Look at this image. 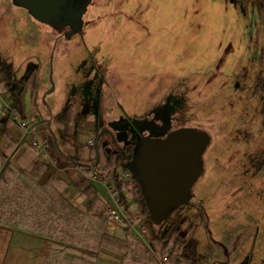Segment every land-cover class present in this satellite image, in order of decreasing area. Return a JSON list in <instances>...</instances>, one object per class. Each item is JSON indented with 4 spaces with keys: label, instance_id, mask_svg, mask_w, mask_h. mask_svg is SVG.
<instances>
[{
    "label": "rangeland",
    "instance_id": "rangeland-1",
    "mask_svg": "<svg viewBox=\"0 0 264 264\" xmlns=\"http://www.w3.org/2000/svg\"><path fill=\"white\" fill-rule=\"evenodd\" d=\"M68 29L0 0V63H13L20 79L28 68L46 72L37 69V88L25 94L27 107L34 103L31 112L11 116L20 131L10 128L14 140L26 136L20 119L34 122L48 156L32 141L29 147L53 159L48 139L55 130L37 121L49 117L50 103L63 104L70 86L87 79L94 128H109L120 148L127 139L138 142L129 128L115 125L123 118L154 123L152 133L166 124L206 130L212 142L193 199L197 193L205 206L207 230L219 244L216 258L264 264V158L253 161L264 151V127L252 95L264 68V0H92L83 30L69 38ZM9 101L0 84V104ZM35 102L39 118L32 113ZM91 135L96 138L88 134V140ZM111 142L110 134L103 136V143ZM93 148L86 147L91 155ZM137 202L126 205L135 209ZM28 243L18 224L0 223V264H20Z\"/></svg>",
    "mask_w": 264,
    "mask_h": 264
},
{
    "label": "trees",
    "instance_id": "trees-1",
    "mask_svg": "<svg viewBox=\"0 0 264 264\" xmlns=\"http://www.w3.org/2000/svg\"><path fill=\"white\" fill-rule=\"evenodd\" d=\"M0 76H3L0 84L10 97V107L19 113L21 117H26L25 94L28 88H37L38 70H31L29 77L17 82L12 63H0ZM253 82L252 95L257 97L260 102L261 109L259 114L263 128L264 68L257 73ZM77 115V101L74 96L69 99L66 109L58 115V120L65 125V133L62 136H54L52 134L48 139L50 152L53 155L50 154L53 157V163H48L47 158L37 157L36 151L28 145L29 141H31L30 135L23 136L19 147L10 145L9 140L14 139L10 128L14 127L17 130L19 128L11 117L3 124L4 127L0 130V223H8V225L16 223L24 226L30 232L43 231L50 237L58 233V231L61 236L64 233L66 234L67 230H70L69 227L61 226V229L57 230L53 224V219L63 218V213H59L56 217V214L53 215L50 211L53 204L57 203L58 200L62 208H74L63 194L60 197L57 195L66 184V181L59 176L60 170L67 171L73 178L72 182L82 191V207H75L74 214L68 216V213H66L65 216L74 218L72 216L75 215V219L81 221H83L84 216L88 219V211L93 200L99 195V190L81 170H69L77 162L69 151H73L78 145L75 143L74 138L67 133V129L70 122L76 120ZM110 132L111 130L109 129L108 133L104 135ZM104 135H101L97 142V157L92 163H88V167L99 166L104 171H107L109 173V182L121 192L124 186L120 181V175L127 170L123 165L133 159L136 143L128 141L120 148L112 141L110 146H108V144L103 143ZM20 148L23 149L20 151ZM263 158L264 151L255 155L253 161L256 162ZM119 165L121 168H119ZM135 180L138 186L135 196L140 205L132 214L144 218L152 236L150 245L160 258L165 259L164 264H207V260L210 261L209 264H213L217 260L216 246L219 244L214 238L210 237L211 234L207 230L205 206L200 205V202L195 200L198 194H195V198L192 199L190 204L179 207L168 220L158 223L151 218L149 208L145 203L144 194L139 188L136 178ZM123 199L126 204L125 195H123ZM126 208L129 209L127 205ZM92 216L93 222H96L93 225V230L99 227V221L110 218L107 214L100 212L93 213ZM80 229L81 227L77 228L78 233ZM100 230H94L93 239L99 242L101 237L100 246L115 250L119 234L108 235L103 229L100 228ZM118 230L122 233L123 237H121L122 240H125V243H127L128 238L135 237L129 229L121 224L118 225ZM177 245L181 247L179 252L174 250Z\"/></svg>",
    "mask_w": 264,
    "mask_h": 264
},
{
    "label": "crops",
    "instance_id": "crops-1",
    "mask_svg": "<svg viewBox=\"0 0 264 264\" xmlns=\"http://www.w3.org/2000/svg\"><path fill=\"white\" fill-rule=\"evenodd\" d=\"M12 65L15 72V80L17 82H21L22 80L26 79L28 72L33 69L40 70L42 76L46 75V72L43 70V68L41 69L39 67H33L28 68V71L24 74L23 78L20 79L16 77L17 71L13 63ZM81 69H83V67H81ZM2 79L3 76H0V82L2 81ZM74 96L78 99V115L74 123H72L70 126L69 135L74 138L75 143H77L78 146L73 150L72 153L70 151L69 152L74 158H76L77 162L74 163L69 168V170H81L87 176L89 181L99 190V195L93 200V203L88 211V219L86 218V216H84L83 221L76 220L75 215L72 216L74 218H67L65 216L66 213H68V216H71L72 214H74L75 207H82V191L72 182L73 178H71L70 174L67 171L60 170L59 176L66 181V184L63 188L60 189V193L58 192L57 195L58 197H60L61 194H63L68 202L74 206V208H62V205L59 204L58 200L57 203L53 204L50 211L53 215L56 214V217L59 215V213H63V218L53 219V224L55 225V228H57V230L61 229V226H67L70 228V230H67L66 234L64 233L63 236H61L58 231V233L50 237L43 231L30 232L24 226L19 225L20 232L27 236V240L29 239L28 247H24L22 249V253L20 254V264H164L165 259L160 258L156 251L150 245V239L152 238L150 232L145 238H141L136 235L135 232L132 231L124 222L115 221L112 218H109L99 221V227H97V229H94L100 230L101 228L108 235L119 234V240H117L118 243L115 244V250H109L105 247L103 248L102 246H100L99 244L102 241L101 237L99 242L93 239V225H95L96 222H93L94 219L92 215L93 213L98 212L106 214V203L110 200L111 196L105 183L98 180H93L91 178L90 174L94 166L88 167V163H92L97 157L96 145L98 142L97 136L96 138H94L91 135L88 140V134H98V130L96 131V128H94L93 125L95 123L94 119L91 117V113H88V79L85 80L84 86H70V94L68 97H66L61 106H59L55 101L50 103L48 106L51 114L49 115V117L40 118L37 123H42L40 124V126L44 127V129L46 130H55L54 132H52L54 136H62L63 132L65 131V126L61 121L58 120V115L68 106L70 97L72 98ZM5 106H8L10 109H12L10 107V104H0L1 128L4 126L3 124L6 123L8 116L11 117L9 113L3 110L4 108L2 109V107ZM32 106H34V103H32V101H30L28 107L26 105V111L28 112V114L29 112H31ZM12 111L15 110L12 109ZM34 111L32 113H34L37 118H39V115L42 116L40 106L36 102ZM94 141L96 142L95 144ZM10 142L13 147H19L21 145V139H10ZM88 145H92L94 147L93 155H91V152L86 149ZM64 147L66 148V146ZM22 149L23 148H20L19 150L21 151ZM47 161L48 163L54 162V160L51 158H48ZM137 189L138 186L136 184L127 192L124 188L123 191L120 192V194L122 197L123 195L126 196V201H137V198L135 197V192L137 191ZM137 203L138 204L135 209H131L129 207L128 210L131 213L135 212V210L139 207L140 202L138 201ZM119 224L129 229L135 235V237L128 238L127 243H125V240H122V233H120V231L118 230ZM79 227H81V229L78 233L77 228ZM12 228H17V226L13 225ZM54 236L56 237L54 238ZM209 262L210 261L208 260L206 261L207 264H209ZM228 263V260H220L217 258V260L213 264Z\"/></svg>",
    "mask_w": 264,
    "mask_h": 264
},
{
    "label": "water",
    "instance_id": "water-1",
    "mask_svg": "<svg viewBox=\"0 0 264 264\" xmlns=\"http://www.w3.org/2000/svg\"><path fill=\"white\" fill-rule=\"evenodd\" d=\"M38 21L69 27V38L81 32L92 0H13ZM103 129L97 134L99 141ZM212 140L204 130L183 127L165 137L143 136L133 159L123 166L137 179L150 216L163 223L193 199V187L204 171L203 153ZM97 146V145H96ZM97 149V147H96Z\"/></svg>",
    "mask_w": 264,
    "mask_h": 264
},
{
    "label": "built area",
    "instance_id": "built-area-1",
    "mask_svg": "<svg viewBox=\"0 0 264 264\" xmlns=\"http://www.w3.org/2000/svg\"><path fill=\"white\" fill-rule=\"evenodd\" d=\"M3 110L9 113L11 116L16 115V112L12 111V109H10L8 106H5ZM19 123L24 130L25 135L31 136L33 145L38 150L44 152L45 155H47L48 145L38 136L37 130L34 127L35 123L23 119H20ZM90 176L93 180H98L105 183L108 188L111 198L106 203V214L115 221L124 222L132 231L135 232L136 235L141 238H145L149 233V229L144 218L132 214L126 208L124 199L120 192L109 182V173L104 171L101 167L95 166L92 169ZM120 181L123 184L126 192L137 184L134 175L129 170L121 173Z\"/></svg>",
    "mask_w": 264,
    "mask_h": 264
},
{
    "label": "flooded vegetation",
    "instance_id": "flooded-vegetation-1",
    "mask_svg": "<svg viewBox=\"0 0 264 264\" xmlns=\"http://www.w3.org/2000/svg\"><path fill=\"white\" fill-rule=\"evenodd\" d=\"M84 19H85V17H84ZM69 28V27H68ZM70 30V28L68 29V31ZM67 31V32H68ZM92 87V86H91ZM90 87V88H91ZM90 88L88 87V90H90ZM91 91V90H90ZM88 96H89V93H88ZM71 98V97H70ZM115 125H118L119 127H121V128H124V129H128L129 128V130H130V132H133L132 134L135 136V137H137L138 138V141L143 137V136H145V134H144V130H143V128H147V129H149V131L151 132V131H153L152 129L154 128L153 126H154V123H151L150 121H133L132 119H124L123 118V120L121 121V123H119V124H117V123H115ZM105 129V128H104ZM180 129V128H179ZM103 130V129H102ZM101 130V131H102ZM172 130H177V129H172ZM171 130V127L169 126V125H167L166 124V126H164V128L160 131V132H151L152 133V136H154V137H165L170 131H172ZM107 133H108V131H106ZM105 132V133H106ZM99 133V132H98ZM104 133V134H105ZM104 134H102V135H104ZM110 135H111V137H112V141H116V138L115 137H113V133L112 132H110L109 133ZM148 135H151L150 133L148 134ZM96 136H97V134H96ZM128 141H132V142H135V141H133V139L132 140H129V139H127V142ZM136 144H137V142H135ZM203 161H204V157H203ZM204 169H205V161H204Z\"/></svg>",
    "mask_w": 264,
    "mask_h": 264
}]
</instances>
